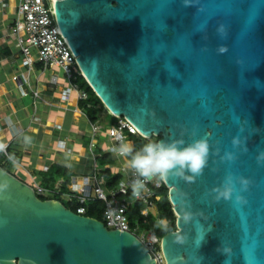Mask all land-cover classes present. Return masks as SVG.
Returning a JSON list of instances; mask_svg holds the SVG:
<instances>
[{
	"label": "water",
	"instance_id": "water-1",
	"mask_svg": "<svg viewBox=\"0 0 264 264\" xmlns=\"http://www.w3.org/2000/svg\"><path fill=\"white\" fill-rule=\"evenodd\" d=\"M46 2L109 114L145 139L209 141L201 176L163 181L176 216L161 238L165 264H264V0ZM229 173L233 197L216 201ZM0 186V264H155L131 233L42 201L1 168Z\"/></svg>",
	"mask_w": 264,
	"mask_h": 264
},
{
	"label": "built area",
	"instance_id": "built-area-1",
	"mask_svg": "<svg viewBox=\"0 0 264 264\" xmlns=\"http://www.w3.org/2000/svg\"><path fill=\"white\" fill-rule=\"evenodd\" d=\"M16 18L11 27L10 34L15 38L20 51L22 66L31 69L35 64H40L43 69L60 71L63 74L66 86L60 91L61 101L68 104L71 100L78 103L87 98V94L78 87L77 79L82 72L65 44L50 12L46 0H17ZM18 83L20 93L26 95L21 89L23 83H27L21 76L13 77ZM52 85H57V78L52 77ZM38 97L36 92L33 93ZM117 122L110 129L103 131L99 123L90 122V135L88 151L91 155L93 172L83 176L70 177L67 190H60L61 182H57L54 188H44L38 182L32 181L29 185L35 195L66 203L77 202L75 212L85 216L84 204L90 201H100L104 204L102 223L109 230L128 232L135 236L147 249L150 258L155 264H165L161 251V238L157 237L152 230H141L138 226H132L128 218V209L134 202L139 203L138 214L147 221L150 214H155V201L159 200L156 190L164 183L158 178L146 182L145 189L138 197L132 195L131 184L136 176L128 168L126 158L120 157L114 151L122 142H126L127 134H139L136 128L125 118L115 117ZM58 128V127H57ZM140 135V134H139ZM99 137L106 141L101 147L100 154L95 150L100 146ZM58 148L67 153L65 141H58ZM9 145L0 140V155L6 159L11 158L8 154ZM101 154H110L117 159V164L100 167L98 157ZM115 168V173L122 176V180L114 189H107L106 180L103 176L104 169ZM165 225V221L160 222Z\"/></svg>",
	"mask_w": 264,
	"mask_h": 264
},
{
	"label": "crops",
	"instance_id": "crops-1",
	"mask_svg": "<svg viewBox=\"0 0 264 264\" xmlns=\"http://www.w3.org/2000/svg\"><path fill=\"white\" fill-rule=\"evenodd\" d=\"M17 4V0H0V140L9 145L11 156L18 159L12 161L19 169L15 171L17 178L30 184L39 183L36 172H45L51 164L68 168L70 177L87 175L92 160L88 146L84 149L82 143L88 141L89 145L90 134L84 133L78 121L83 118L89 127L90 122L74 100L68 104L61 101L60 91L67 84L60 71L36 64L30 70L22 66L16 40L9 32ZM15 76L27 81L21 88L26 95L13 81ZM52 77L57 78V85L51 84ZM60 140L65 141L70 153L58 148ZM98 140L101 149L106 141L103 137ZM112 170L115 173V168Z\"/></svg>",
	"mask_w": 264,
	"mask_h": 264
},
{
	"label": "clouds",
	"instance_id": "clouds-1",
	"mask_svg": "<svg viewBox=\"0 0 264 264\" xmlns=\"http://www.w3.org/2000/svg\"><path fill=\"white\" fill-rule=\"evenodd\" d=\"M218 32L226 35L225 28L220 26ZM228 48L221 45L218 48L220 54H224ZM239 138H233L234 146L239 144ZM115 153L120 157L126 158V163L131 169L136 179L132 181V195L138 197L145 189L146 182L153 178L161 181L169 180L171 177L183 178L189 182L194 181L201 176L208 164L210 145L207 138L195 139L191 143H185L183 139H172L171 141H149L143 144L139 149L127 142H122L116 149ZM247 151V148H245ZM227 160L231 161L235 157L231 152L225 154ZM264 160V152L258 156V162ZM239 180L242 190H246L250 181L244 177L236 178ZM235 181L229 173L222 186L214 187L211 192L215 193L216 201L231 200L235 191ZM3 186H0L2 190ZM235 203L238 205L246 204V199L239 194L235 195ZM185 221L191 219L190 216L184 217ZM186 238H176L175 242L185 243ZM227 253V249H223Z\"/></svg>",
	"mask_w": 264,
	"mask_h": 264
},
{
	"label": "trees",
	"instance_id": "trees-1",
	"mask_svg": "<svg viewBox=\"0 0 264 264\" xmlns=\"http://www.w3.org/2000/svg\"><path fill=\"white\" fill-rule=\"evenodd\" d=\"M36 65L38 67H41L40 64ZM77 84L78 87L87 94V98L78 103V108L82 112V114L88 119V121L91 123H99L100 117L104 113H106L110 118L111 125L115 124L117 122V118L108 113V111L105 109L100 99L93 92L86 80L80 76L77 79ZM159 139V137L145 139L139 134L131 135L129 133L126 136V142L130 143L134 147V149H139L143 144L149 142L150 140L158 141ZM97 151L100 154L101 149L98 148ZM8 154L11 160H13L11 152H8ZM98 163L100 167L104 168L106 166H113L118 162L117 159L110 154H101V157H98ZM12 164V161L0 155V168L17 178V176L11 172ZM36 173L40 174V178L38 180H40L41 183L39 182V184L42 187L54 188L58 180H61L63 181V183L60 185V190H67V184L69 183V179L71 176V171L68 168L60 166L58 164H51L45 172ZM102 173L106 180L107 189H114L122 180V176L117 173H114L113 170L110 168L104 169ZM19 180L27 185L30 184L21 179ZM168 192L169 190L164 184L156 190V194L159 196V200L155 201L156 212L155 214H150L147 221L145 222H143V219L139 217L138 214L139 203L134 202L132 205H130L128 209V218L130 220V224L132 226H138L141 230H152L154 234L159 238H162L170 232L176 231V216L169 201ZM37 197L42 201L47 200L46 198L41 196ZM63 205L67 209L75 212V207L78 205V203L74 202V204H72L65 202L63 203ZM83 206L85 208L84 215L86 217L96 219L100 222L103 221L104 204L102 202L90 201L84 204ZM161 221H165L166 224L162 225L160 223Z\"/></svg>",
	"mask_w": 264,
	"mask_h": 264
},
{
	"label": "rangeland",
	"instance_id": "rangeland-1",
	"mask_svg": "<svg viewBox=\"0 0 264 264\" xmlns=\"http://www.w3.org/2000/svg\"><path fill=\"white\" fill-rule=\"evenodd\" d=\"M61 77H62V75H60ZM45 77H48L47 75L45 76ZM44 93V92H43ZM78 123H81V129L84 131V133H86V134H90V127L88 126V124L86 123V121L83 119V118H81L79 121H78ZM99 125L101 126V129L105 132V131H107L108 129H110V127H111V121H110V118H109V116L106 114V113H104L101 117H100V121H99ZM86 140V139H85ZM128 143V142H127ZM82 145H83V148L84 149H86V147L88 146V141L86 142H83L82 143ZM8 152H11L10 150H8ZM13 158V162H16V160H18V159H16V157H12ZM86 161L85 160H83L82 161V164H84ZM91 165H90V172L92 173L93 172V167H92V163H90ZM89 167V166H88ZM16 170H18L19 171V169H17L16 167H15V165L14 164H12V166H11V172L13 173V174H15V171ZM21 170V169H20ZM24 174V173H23ZM16 175V174H15ZM36 178L37 179H39L40 178V174L39 173H36ZM39 182H40V180H39ZM41 183V182H40ZM62 202L63 203H65L63 200H62Z\"/></svg>",
	"mask_w": 264,
	"mask_h": 264
}]
</instances>
